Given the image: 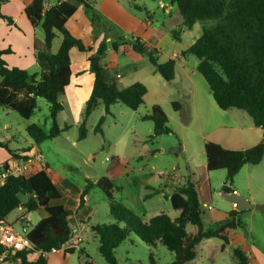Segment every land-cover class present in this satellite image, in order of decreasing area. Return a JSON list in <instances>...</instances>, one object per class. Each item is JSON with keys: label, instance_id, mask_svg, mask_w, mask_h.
<instances>
[{"label": "trees", "instance_id": "16d2710c", "mask_svg": "<svg viewBox=\"0 0 264 264\" xmlns=\"http://www.w3.org/2000/svg\"><path fill=\"white\" fill-rule=\"evenodd\" d=\"M45 1L48 0H34L25 9L31 25L40 27L44 34V50L36 52L35 57L39 72L30 74L25 70L9 68L3 59L9 51H0V107L29 120L37 109L38 98L44 99L49 105L51 127L48 131L36 124L26 127L28 137L37 145L53 140L69 130L57 124V116L64 110L60 98L71 83L69 52L72 48L90 52L83 41L74 38L66 30V21L80 5L92 27L93 36L99 31L113 29L94 9L96 0H71L72 4L51 0L54 4L49 8L44 7ZM172 3L177 6L182 26L192 29L196 23L202 24L201 35L184 54L198 59L197 71L209 86L217 107L223 111L238 109L246 112L253 126L262 129L264 134V0H172ZM57 35L62 40L59 49L53 54L51 47ZM105 39L101 40L95 53L87 59V71L93 75L94 84L80 124V140L86 136L87 118L99 104L103 105L105 115L110 113V108L115 104H123L136 111L144 103L147 94V88L141 83L119 89L109 81L101 60L109 46L116 51L123 40L119 38L109 44ZM132 48L135 53L145 55L155 72L165 81L174 79L173 60L158 62L156 52L149 50L137 39ZM173 106L178 109L176 103ZM142 119L153 124L151 138L170 132L167 117L159 106L151 107V112ZM103 123L104 117H101L96 132H101ZM0 148L18 159L5 144L0 143ZM204 152L206 170H225L223 192L231 193L233 190L230 186L236 174L246 165L255 166L262 162L264 141L250 149L237 151L225 150L215 143L206 142ZM94 186L107 199L109 215L115 221L113 224L91 227L98 242V251L107 264H118L115 250L130 234H134L146 245L155 246L159 243L165 247L174 255L171 264H187L195 260L196 246L201 241L215 238L227 244L229 234L241 226L236 211L230 212L228 219L223 222L206 225L195 183L189 179L169 197L172 209L178 213L175 219L161 213L143 222L114 203V185L107 177L100 178L95 184L86 181L80 205L85 203L86 195ZM59 199L60 194L45 171L32 176H9L5 179L0 186L1 219L6 220L18 208L26 213L43 209L47 216L24 235L32 244L31 250L11 255L0 246V264H48L45 255L60 250L68 243V217L72 213L60 205H50V202ZM189 227L195 229L190 231ZM64 252L73 254L75 249L68 247ZM78 253L87 258L84 263L88 264V255L83 250ZM32 254H38L37 258L30 260ZM233 256L235 264H248V258L241 249H233ZM149 260L150 264H156L152 256Z\"/></svg>", "mask_w": 264, "mask_h": 264}, {"label": "rangeland", "instance_id": "374dc122", "mask_svg": "<svg viewBox=\"0 0 264 264\" xmlns=\"http://www.w3.org/2000/svg\"><path fill=\"white\" fill-rule=\"evenodd\" d=\"M167 1L169 0H139L138 4L151 8ZM68 2L72 3V1ZM201 33L202 24L196 23L189 37L184 38V43L198 38ZM56 44H59L58 39L53 42L54 49ZM110 56L114 57V52L111 51ZM188 59L191 65H197L196 57L191 55ZM136 72L128 77L129 82L141 78V73ZM161 81L164 86L153 85L146 103H143L136 111L130 110L123 104H115L110 108V113L105 115L103 106L96 107L86 121L84 139L78 138L80 125H76L58 138L44 143L42 152L56 171L63 172L75 181H82L83 177H87L89 182L93 183L95 180L107 177L114 185L112 193L114 203L136 215L142 222L146 217L151 218L161 213L175 219L178 213L172 209L167 198L168 194L164 197L162 192L165 190L164 187H174L170 191L173 192L190 177L189 180L195 179L202 187H205V192L198 196L200 205L204 209V221H207L208 207L212 208L211 221H221L231 205L221 196L226 172L225 170L210 172L206 170L204 143L215 137L214 134H217L219 126H231L235 130L240 127L244 130L252 123L251 118L242 110H220L209 86L198 71L193 75L194 89L191 88L188 79L179 76V73L174 81L164 79ZM179 85H182L184 93L190 88L195 90V105L191 95L181 93L179 96L174 93V91L177 93ZM166 90L171 95L170 101H179L178 103L184 108L182 111H177L178 109H175L171 103L164 105L162 111L167 117V128L170 132L151 138L153 124L143 120L142 117L151 112L150 102H154ZM64 115L65 113L62 112L60 123ZM101 117H104L101 127L103 133L95 131ZM2 122H9L13 127L12 135L19 144H22L24 139L31 140L25 131L27 124H36L44 131L50 129L49 105L44 99L38 98L37 109L29 120H24L17 113L0 107V123ZM224 130L219 129L220 132ZM0 141L6 143L1 138V134ZM8 146L13 150L12 142L8 143ZM15 156L18 157L17 154ZM247 166L248 168L244 166L236 174L230 187L245 191L249 188L254 195L264 199V158L258 165ZM93 193L99 199V205L94 204L99 216V219L95 220L96 225L115 223L109 215L108 202L103 193L99 189ZM223 201H227V205ZM23 213L21 209H16L7 217V222L18 234L22 233L18 218ZM258 213L253 219L245 214L237 216V221L241 224L237 232L240 235L239 239H244L264 250V214ZM35 221L36 216L33 214L31 225ZM193 229L195 227H189L190 231ZM84 239L82 245L88 254L87 263L107 264L98 251L97 239H94L91 234H87ZM211 243L220 244L221 241L212 239ZM150 256L156 264H171L174 261V255L165 247L159 243L155 246L146 245L134 234H130L115 250L118 264H150ZM81 258L78 252L66 254L63 249L47 254L48 264H80ZM187 264L235 263L229 247L223 252H216L213 247L201 244L196 247L195 260Z\"/></svg>", "mask_w": 264, "mask_h": 264}, {"label": "crops", "instance_id": "0c3cea01", "mask_svg": "<svg viewBox=\"0 0 264 264\" xmlns=\"http://www.w3.org/2000/svg\"><path fill=\"white\" fill-rule=\"evenodd\" d=\"M33 1L34 0H1L0 5V51H9L3 56V59L9 68L25 70L30 74L39 72V67L35 58L36 52L44 50L43 31L40 27H33L25 14V9ZM63 1L68 2L71 0ZM138 1L139 0H96L94 9L113 28L111 31H99L96 36L92 34V27L85 16L83 6L78 5L75 13L66 21V30L74 38L83 41L90 52H81L76 48H72L69 52L72 65V76L70 85L65 89L64 95L60 98V102L64 106L62 112L65 113L61 123L59 120L62 112L57 116V124L60 128L68 127L72 129L73 126L82 123L85 105L91 95L94 84L93 75L87 71V59L91 54L95 53L101 40L105 38L106 42L109 44L113 41H117L119 38L123 40V43L118 46L116 51L109 46L101 60V65L105 68L109 81L115 84L117 88L123 89L135 83L143 84L147 88V94L144 97V103H146L150 94V88H152L153 85L157 84L164 86L161 81L163 78L155 72L148 58L145 55L134 52L132 46L134 40L137 39L149 50L156 52L158 62L164 63L168 60H173L175 62V76L172 81L177 78V74L179 73V76L188 79L191 88L194 89L192 87L194 83L193 75L197 72L199 61L196 66L191 65L188 59L191 55H186L184 53L191 47L197 38H194L188 43H184V38L189 37L196 24L192 29H187L182 26V18L176 4L172 3V0L159 3L151 8L145 5L140 6ZM53 4L51 0H48L44 2V7L49 8ZM7 19L10 22H8ZM56 39H58L59 44H56L54 49L52 43L51 53L53 54L59 49L62 40L60 35H57L54 41ZM111 51L114 52V57L110 56ZM135 71H137L136 73H141V78L130 80L129 82L128 77L134 75ZM191 88L185 93L192 96L195 105V90ZM177 89V93L174 91L175 94L180 96L181 93H184L182 85H179ZM170 97V93L166 90L159 95L158 99L154 100V102H150V108L159 106L163 109L162 107L166 104L176 103L178 105L177 111H182L184 106L179 104V101V103L177 101L171 102ZM99 106L103 105L99 104L98 107ZM0 125L1 138L6 141V143L1 141L0 143L5 144L12 153L17 154L19 157L18 159L13 158L6 150L0 148V166L4 164L12 168L25 166V176H32L40 171H45L60 194V199L50 202V205H60L66 211L72 213L68 217V226L70 230L69 241L79 238V245L74 247L75 252L83 250L84 253H86L82 245L85 241L84 238L87 234H91L92 237L96 239L90 230L92 226L96 225L95 220L99 219L94 206V204L99 205V199L97 195L93 193L98 188L95 186L92 187L85 197V203L80 205L82 191L86 186V181H89L88 178L83 177L81 179L83 182L78 180L75 181L63 172L56 171L49 164L45 154L42 152V146L48 141L37 145L32 140L24 139L21 142L22 144H19L12 135L13 127L9 122H2ZM27 126L28 124L25 126V131ZM219 129L225 130L224 132H220ZM101 133H103L102 128ZM214 135L215 137L209 140V142L215 143L225 150L233 151L247 150L264 141L263 130L254 127L252 123L244 130L240 127L235 130V128L231 126H219L217 134ZM11 142L14 145L13 150L8 146V143ZM244 168H248V166L246 165ZM193 175L194 174H192V176ZM96 181L97 180L93 181V184H95ZM193 182L195 183L198 196L200 193L202 194L205 192V187H202L199 181L193 179ZM164 188L165 190L162 192V195L165 197V195L168 194L167 198L169 199L172 194L170 191H172L174 187ZM232 190L239 196L247 199L253 205H264V199L254 195L249 188L245 191L243 189L241 190V188L232 187ZM223 202H226L227 205V201ZM18 209L24 212L22 208ZM211 209V207L207 208L209 211L206 215L207 221H204L203 215V221L206 225L223 222L228 219V214L230 212L236 211L234 205L231 204L228 210H226L227 212L224 213L225 217L221 221L212 222ZM238 213L237 216L245 214L249 216L250 219L256 218L257 214H259L255 209L242 210ZM33 214L36 216V221L31 225ZM46 216L47 214L43 209H38L30 213L24 212L23 215L18 218V222L22 228V233L19 234L25 235ZM147 219L149 218L146 217L144 221ZM239 229L240 228L229 234L227 244H223L221 240L220 244L211 243V240L215 239L211 238L201 241L196 247L201 244H206L207 247H213V250L216 252H223L225 248L229 247L232 256L233 249L238 248L247 256L248 264H264V250H261L252 243L246 242L244 239H239L240 235L237 232ZM69 241L66 245L62 246L61 249L64 250L68 248ZM85 255L88 254L86 253ZM37 256L38 254H32L29 256V259L34 260ZM45 257L47 259V255H45ZM81 257L82 263L80 260L79 263L83 264L86 259L84 256Z\"/></svg>", "mask_w": 264, "mask_h": 264}, {"label": "built area", "instance_id": "2783aa9c", "mask_svg": "<svg viewBox=\"0 0 264 264\" xmlns=\"http://www.w3.org/2000/svg\"><path fill=\"white\" fill-rule=\"evenodd\" d=\"M25 166L18 168L3 167L0 166V186L4 184V181L9 176H25ZM80 239L75 238L69 241V248H74L79 245ZM0 246L3 247L6 252L14 255L17 252L27 251L32 249L31 242L21 234H18L11 224L6 220L0 218ZM4 257V254L2 255Z\"/></svg>", "mask_w": 264, "mask_h": 264}, {"label": "water", "instance_id": "95a60500", "mask_svg": "<svg viewBox=\"0 0 264 264\" xmlns=\"http://www.w3.org/2000/svg\"><path fill=\"white\" fill-rule=\"evenodd\" d=\"M221 196L234 205L236 211L255 209L258 212H264V205H253L247 199L239 196L235 192L225 193L221 192Z\"/></svg>", "mask_w": 264, "mask_h": 264}]
</instances>
